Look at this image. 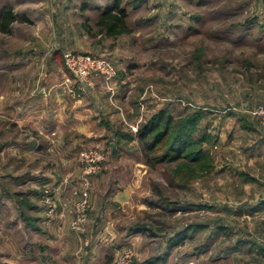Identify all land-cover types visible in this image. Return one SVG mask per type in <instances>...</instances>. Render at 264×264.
I'll return each instance as SVG.
<instances>
[{"label": "rangeland", "instance_id": "374dc122", "mask_svg": "<svg viewBox=\"0 0 264 264\" xmlns=\"http://www.w3.org/2000/svg\"><path fill=\"white\" fill-rule=\"evenodd\" d=\"M112 2L0 0L16 17L0 33V79L28 57L37 82L58 77L59 94L94 103L98 121L65 134L68 156L0 158V264H264V1L121 0L132 32L93 35ZM66 52L103 58L113 76H91L76 97ZM159 111L168 132L148 155L180 132L188 145L147 165L137 133ZM82 151L100 162L90 168Z\"/></svg>", "mask_w": 264, "mask_h": 264}, {"label": "crops", "instance_id": "0c3cea01", "mask_svg": "<svg viewBox=\"0 0 264 264\" xmlns=\"http://www.w3.org/2000/svg\"><path fill=\"white\" fill-rule=\"evenodd\" d=\"M29 62L28 57L22 62L18 61L21 66L11 68L10 79H0V158L24 153L37 155L34 151L38 149L56 154H61V151L65 150V156L68 147L67 141L65 142L67 132L76 131L80 135L83 133L90 135L86 127L98 124L95 119L97 118L95 105L91 101L68 102L66 97L59 94L58 77L48 75V72L47 76H42L37 82L38 74L31 71ZM4 71H1V74ZM3 81L7 83V87H4ZM39 83L40 91L38 92L35 87ZM45 91H48V95ZM49 136L57 139L51 141ZM43 141H49L47 147L42 146ZM74 148L70 146L68 151ZM34 179L30 181L33 188H55L58 184L51 179ZM121 200V196L114 195L112 206L116 202L121 204ZM110 206L109 204L104 213H101L102 217L108 213ZM258 256L264 261V252ZM87 263L95 264L94 259L91 258L87 260Z\"/></svg>", "mask_w": 264, "mask_h": 264}, {"label": "trees", "instance_id": "16d2710c", "mask_svg": "<svg viewBox=\"0 0 264 264\" xmlns=\"http://www.w3.org/2000/svg\"><path fill=\"white\" fill-rule=\"evenodd\" d=\"M121 0H113L110 6L103 8L100 12L99 18L95 22L96 34L104 35L109 38H116L123 34H130L132 30L128 27L126 23V12L121 7ZM16 22V17L13 13L11 6H4L0 10V33H8L10 31V26ZM85 31L90 33L92 28L88 25H84ZM165 117L163 111H159L156 115L152 116L148 122H146L138 130L137 138L142 143V151L144 152V159L147 165H151L153 161L163 162L165 160H177L182 158V152L187 147V137L185 133H178L173 142L168 147L167 151L164 152L159 157H151L148 154L155 150V146L160 142V140L167 135L168 129L167 125L170 123V118H166V125L160 132L157 131L159 124ZM189 122H192L191 120ZM157 132V133H156ZM153 135L151 140H147L149 135ZM184 157V156H183ZM196 160V157L193 159ZM260 207H257V210ZM184 232H179L173 235L170 240V246L178 244L184 237ZM163 260V259H162Z\"/></svg>", "mask_w": 264, "mask_h": 264}, {"label": "built area", "instance_id": "2783aa9c", "mask_svg": "<svg viewBox=\"0 0 264 264\" xmlns=\"http://www.w3.org/2000/svg\"><path fill=\"white\" fill-rule=\"evenodd\" d=\"M62 61L65 66V69L75 79L76 85L72 86L69 92L73 93L76 97L82 96L85 88L90 86L91 76H113V71L108 67L105 60L101 57H94L91 55L75 52H66L62 55ZM257 114L264 121L263 107H259L257 109ZM78 155L80 156L82 161L87 164H91L90 168L96 166L97 162H100L101 160V155L95 151H82ZM45 194H47V192ZM83 197H85L84 194ZM45 199H47V197ZM84 203L85 201L83 200L82 204ZM127 257L128 256L125 253V259ZM123 264H129L128 260H126Z\"/></svg>", "mask_w": 264, "mask_h": 264}]
</instances>
